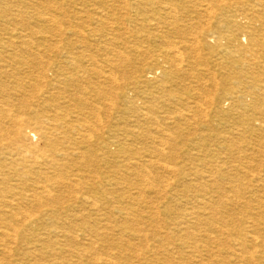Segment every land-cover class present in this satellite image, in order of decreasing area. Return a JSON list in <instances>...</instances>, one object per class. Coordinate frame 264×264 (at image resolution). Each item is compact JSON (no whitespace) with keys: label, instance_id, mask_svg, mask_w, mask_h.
Segmentation results:
<instances>
[{"label":"rangeland","instance_id":"374dc122","mask_svg":"<svg viewBox=\"0 0 264 264\" xmlns=\"http://www.w3.org/2000/svg\"><path fill=\"white\" fill-rule=\"evenodd\" d=\"M175 1L181 5L176 11L177 14L172 8L164 12L155 9L154 14L146 11L129 12L123 8L124 5H122L121 0H20L22 3L20 7L25 12H34L36 8L41 11L43 10L42 13L53 12L56 9H60L55 11L56 15H58V26H65V29L70 28L72 30L80 28L85 33H88L94 28L98 29L99 23H96V18L102 11H104V13L108 12L111 15L116 14L114 15L115 18L120 16L128 17L125 15H130L129 17H131V20L129 23L125 22L123 25L107 22V26L104 30L105 34H103V36H106L108 39L113 33H115L114 35H118V41L113 47H110V45L105 46V39L103 37L102 39L99 33H97L95 37L89 38L91 44H93V41L101 42L98 45V48L92 47L88 49L85 48L82 42L76 39L75 36L72 37L71 34H69V37L65 36L62 40L56 38L50 40V35L44 33H37V35L34 36L31 35V29L37 31L45 28L48 30L53 24L45 25L43 23H37L35 20L31 19V21L27 17H24V21H21V18H18L16 21H8L7 23L2 18L0 19V52L5 50L3 47L5 45L4 43H7L10 37L15 38L19 34H22L25 36L23 42L26 43L28 47L31 45L29 49L33 52H43L44 50L60 56L67 55L68 53L76 55L85 52V55L94 57L98 62H96L94 66L88 65V63L83 66L88 67V69L94 68L96 71H101V73H107L109 71L108 60L109 58L110 60H115V54L118 52H123V55L130 57L131 59L137 56L138 52L143 51L153 52L154 55L161 56L159 57L160 65L163 68L156 72L157 77L152 76L153 82L151 83H154V85L150 88L143 86L137 93L131 94L135 101L131 108L129 107V104L125 103L124 99L118 98L117 92L119 93L118 88L120 86L123 87L124 84L125 91L129 89L130 86L133 87L131 84L134 83L135 76H133L134 71L131 70H134V67L139 64L138 62H140L142 57L140 58L137 56L139 59L136 58L134 64L127 63L125 69L117 74L120 86L117 84V87L113 85L112 87L107 88L110 92L107 93V97L104 98L105 100H102V103L103 101L105 102L103 103L102 108H100L101 105H99L100 109L97 111L98 118L101 119L98 124V137H105L106 139L111 136H116V140L120 139L119 141H121L122 145H126L122 150L120 147L111 148V152L107 154L105 159L100 162L98 166L91 168L89 171H92V173L96 171V174L93 175L97 178L96 182H98L99 185H102L104 191L112 188L110 186V181L108 182V180H113L111 182L112 184H119L118 186H115L118 190L117 196L119 194L124 197L129 195V190L122 183L127 176L126 170L124 169V166L126 165L124 163L125 159L135 155L137 159L148 161L151 156L150 153L153 151L151 142L154 138L151 137H159V135H156L155 133V136H150L149 132H154L156 127L170 129L172 137H169L167 134H162L163 136L161 137V139L168 142L164 144L165 147L163 146V159L168 163V166H170L169 168H166L155 164V168H151V173L153 178H155V185L159 187L161 186L160 190L164 183L165 185L173 184L175 190L169 192L174 194L173 196H175V200L177 199L176 201L174 199L171 200V198L169 199L171 196L170 193L166 196L164 193H161L159 196L151 189H146V198L147 200L149 198V201L152 202L153 208L149 209L144 206L145 204L139 208L137 206L136 209L139 210L140 217H144L140 220H138L135 215L129 216L124 214V211L122 212L121 209L118 208L124 207L127 200H112L108 204H105V202L102 201L101 204L111 207V209L108 208L106 211L100 212V214L91 215L90 222H96L98 228L101 229L108 226L111 231H103L102 229L101 233L104 234V238L101 239L102 241H98V244H94L92 248L91 246L84 245L85 242H82L79 239L70 241L71 236L80 235L82 233L79 227H71L69 229V241L57 239L55 236H47L46 228L53 229V227H59L60 220H50L49 218L44 219L41 225L36 226L34 224V226L27 229V231L24 232L22 230L14 243L7 241V243L4 242L3 244L0 240V263L91 264L90 262H94L98 257V259L102 260H105L106 258L112 261L114 260L115 262H120L119 264H264V138H262L264 137V115L261 114L258 116V121L252 122L253 126L256 128H262L261 132L255 134L247 133L245 137L239 135L241 130L244 128L248 129V125L244 123L246 118L244 116H253V112H257V110L260 111L261 109V113L264 114V101H261L259 105L257 104L250 107L249 104H247V106L246 104L239 105L232 103L229 97H227L226 99H222L219 103L204 104L202 105L203 108L200 105L194 104L196 102L195 98L204 92H215V88H212L211 86L212 83L207 82V79L211 77V74H213L214 77L216 76L215 79L221 85L219 92L223 87L225 89H230V87L233 88L236 83V80L233 78L234 75L231 77L232 70L230 68L236 66L234 60H239L241 54H239L237 47L234 45H231L226 41L217 40L230 33L226 26H224V23L219 21L221 15L219 11V13H216L217 16L215 15L217 19H211L208 21L212 26L208 27L209 32L207 35L208 37H215L216 40L213 39L212 41L211 39V41H207L206 43L204 40L200 41L198 45L196 44V51L198 52H196V56L184 53V57L182 58L184 61L182 60L183 62L180 64L181 66H179V71L175 72L172 69L171 73L169 72L167 75L163 74L161 70H164L169 66L161 64V61L163 60L162 56H164L168 50H175L176 48L174 49V46L182 48L183 44L180 43V40L177 38L172 27L167 28L162 24L157 25L155 20H159V15L164 16L166 14L165 12L171 13L169 17L178 15V26L186 28L189 23L187 18L190 17L188 15H191L196 11H198L201 16L205 13L202 8L195 6L196 2H201L202 0ZM241 2H244V0H231L229 3L233 4V7L230 9V13L232 15L243 13L244 18L247 19L243 22L247 21V25L250 24L255 30L261 31L264 28V19H253L250 8L242 7L240 4ZM32 5H34V9H32ZM29 7L31 8L30 10L28 9ZM134 18L137 20L136 23L140 26L135 25V22L133 23V21H135ZM152 18L155 19L153 22L150 23L148 21L141 25L142 19L147 21ZM23 25H28L29 27L27 28L30 30L25 27L23 28ZM15 29L18 31H15ZM4 31H7V33ZM165 32L169 35L168 40L162 37ZM125 41L127 43H124ZM14 42L15 47L21 44L20 40ZM169 44L172 47H169ZM242 44L246 45V42H242ZM257 50L258 54H260L259 61L262 63H260L259 66L257 64L253 66V69L256 68L252 71L254 74L259 73V71L264 69V67H262L264 66V40H262V46L258 47ZM27 55L29 54L27 53ZM151 62H153V59L149 60V63ZM143 63L146 64L147 62ZM188 63H190V65L193 64L192 67H190L192 69L190 71H183L189 68L187 67ZM52 64L58 65L57 61H53ZM79 64L81 65V63ZM239 76L244 80V73ZM19 77L22 78V80H20L21 83H19L21 86L19 87L15 84L13 79H11L12 82L10 79L7 82V84H9V88H7L9 90V100L14 103H20L24 98H29L28 96L31 97L32 95H37L39 98L41 93L39 94L38 91H32L25 86V84L28 83V79L23 75H19ZM122 77L125 78L124 82L121 80ZM99 80L102 81V77ZM203 84L206 86V90L201 89ZM109 85L110 84L106 86L108 87ZM78 86H80L79 83ZM103 86L106 87L105 85ZM112 92L115 93L113 94ZM52 93L55 94L54 91H52ZM75 93L79 92L70 88L69 90L64 91V93L62 91L63 95H58V98L69 97V95H75ZM79 95L81 94L79 93ZM81 96L83 98H90V94ZM3 97V93L0 91V101H3ZM63 102V99L59 100V106L62 107L61 109H63L64 106ZM47 103L49 110L54 108V105L57 104L56 102L55 104L51 102V104L49 102ZM107 103H113V106L111 107L109 105V107L107 106ZM40 106L44 105L41 104ZM149 106L153 108L152 111L149 110ZM33 107L36 109L35 106ZM219 107L222 108V111ZM108 109H110V112ZM132 109H135L139 113L133 114ZM184 109H189V114H191V110H202V115H198L199 118L196 122L192 121L189 124V122H184L179 119L178 112L181 110L183 111ZM24 112L28 114L29 108ZM12 115H16V112H12ZM205 115L208 119H204L207 118ZM1 117L4 118L5 116ZM125 118L126 120H124ZM108 119H110V121ZM145 119L146 122L142 123ZM154 119H158L159 124L152 122ZM129 129L133 132L138 130L136 132L137 136L134 138L127 137L125 131ZM74 137L77 138L76 136ZM13 139V136H9L4 139V142L8 143L9 141H13ZM95 139L96 138H94V140ZM29 142L31 144H36L37 139L29 136ZM256 142L259 143L257 144ZM102 153L99 152V155L102 156ZM132 162L135 163V160H131V163ZM19 163L20 162H17L11 170H8L7 174H10L11 176V173H14L16 168L20 169ZM133 163L129 164V166L133 167L132 170H135L136 167ZM76 169L77 168L74 170ZM49 172L54 173L52 170H49ZM71 173L72 171L70 169L61 171V174L64 176H69ZM134 184L135 182L133 181V185ZM135 187L137 186L135 185L132 189ZM133 191L135 190H131V193H134ZM150 197L152 199H150ZM62 201V206L59 208H67L68 206L75 205L73 198L64 199ZM118 201L120 204L117 203ZM178 201L181 202L179 203ZM31 204L32 205L29 204V207H33L34 209L35 205L33 203ZM197 205L201 206L199 207ZM205 206H213V208L212 210H209ZM234 207L235 209L232 210ZM119 212L120 214H118ZM150 213L153 214V218L151 219L153 221L149 220ZM154 213H156V215ZM38 214L39 212L36 216H38ZM206 219L213 220L214 228L217 229V227H219V230L222 232L224 231L222 237L220 235L216 236L215 234H212L211 227L207 225V221H205ZM32 220L30 219L29 221ZM148 220L150 223L147 222ZM137 223H139L141 228ZM150 224L153 226L158 225L165 227L167 229H176L172 234L167 233L164 230L158 231L160 233L159 235H161L160 237H166V239L169 240L164 246H175V250L172 251L171 249V251L164 253L158 249L160 245L155 241L151 240L144 243L139 240L135 241V239L130 240L129 237H127L136 230L147 228ZM254 225L257 226L256 231L258 232L252 230L254 229ZM229 228H231L230 231ZM208 229L210 230L208 231ZM204 230H206L205 233ZM164 232L166 235L163 234ZM208 232L210 233L209 235ZM108 237H110V241ZM245 238L247 240H245ZM105 239H107V241H105ZM75 244H77V246ZM7 246L8 248L11 247V253H5V248ZM86 248L88 249L85 250ZM95 248L98 251H96ZM165 248H169V246ZM222 249L224 251H222ZM82 253L87 256H84ZM91 254H95V256H91Z\"/></svg>","mask_w":264,"mask_h":264},{"label":"bare ground","instance_id":"6f19581e","mask_svg":"<svg viewBox=\"0 0 264 264\" xmlns=\"http://www.w3.org/2000/svg\"><path fill=\"white\" fill-rule=\"evenodd\" d=\"M121 1H122V5H124L123 8H125V10L129 12L146 11L148 13L151 12L152 14H154L155 9H158V11L160 12L162 11L164 12L172 8L173 11H175L176 13L178 7H181V5L177 3L175 0H129V1L121 0ZM230 1L231 0H202L201 2H196L195 6L202 8L205 11V13L204 15L201 16L200 13L196 11L193 14L188 15L190 17L189 18L186 17L189 21L186 28H181L178 26V20H179L178 15L169 17L171 13H167V12H165L166 14L164 16L159 15L160 18L159 20H155L154 18L147 21L143 19L141 20V25L142 23L144 24V22L146 23L149 21L151 23L155 20L157 25L162 24L167 28L172 27L174 33L177 35V38L180 40V43L183 44L182 48L179 47L180 48L179 49L176 46H174L173 48L174 49L176 48L175 50H171V51L168 50L165 53V55L162 56L163 60L161 61V64L168 65L169 67L161 71L163 72L164 75H167L169 74V72L170 73L172 72V69L175 72L179 71V66H181L180 64L184 61L182 59L184 57V53L196 56V52H197L196 46L200 41L204 40L206 43L207 41H211V39L212 41L213 39L216 40L215 37H208L207 35V33L209 32L208 27L212 26L208 21H210L211 19H217L215 15L217 16L216 13L218 11L220 12L221 15L219 21L224 23V26H226V28L230 31V33L229 35L226 34V36H223L221 39H217V40L226 41L227 43L234 45L235 47H237L239 54H241L239 60H234V63L237 67L233 66L230 68L232 70L231 77L234 75L233 78L236 80V83L233 88L230 87V89L229 88L225 89L223 87V89L220 90L219 92L221 85L215 79L216 76L214 77V75L211 74V77L207 79L208 80L207 82L212 83L211 86L212 88H215V92H204L203 94L199 95L197 98H195L196 102L193 101L195 102L194 103L195 105L202 106L204 104H215L221 102L222 99H226L227 97H229L232 103H236L239 105L249 104L250 107H253L254 105L257 104L259 105L261 101H264V69L259 71V73H256L257 75L252 72L253 70L256 69L255 67H254L255 69H253V66H255L256 64L259 66L260 63H262L261 61H259L260 54H258L257 48L262 46V40H264V28L261 31L259 30L257 31L255 30L254 27L250 26V24L247 25V21L243 22L244 20H247L246 18H244L243 13L240 14L238 12L239 13L238 15H232L230 13V9L233 7V4L229 3ZM21 4L22 3L20 2V0H0V19L2 18L7 23L8 21H13V20L16 21L18 20V18H21V21H24L23 20L24 17H27L29 20L31 19L35 20V22L37 23H43L45 25L53 24L52 27L50 26L51 28H49L48 30L45 28H43L44 30L41 29L37 31L32 29L30 30L29 28H27L29 27L28 25L25 26L23 25V28L25 27L28 30H30L32 36L37 35V33L49 34L51 37L50 40L54 38L62 40L65 36L69 37V34H71L72 37L75 36V38L78 39L80 42H82L83 46H85V48L88 49L92 47L98 48V45L101 43L99 41L97 42L93 41V44H91V40H89V38L95 37L97 33L100 34L101 38L103 37L105 39V43H106L105 46L110 45V47L111 46L113 47L118 41L117 38L118 35H114L115 33H113L111 34L112 35L111 37L108 36L109 37L108 39L106 36H103V34H105L104 30L107 26V22H112V24L114 23V24L123 25V23L125 22L129 23V21L131 20V17H129L130 15H125L128 17L120 16L115 18L114 15L116 14L111 15L108 12L104 13V11H102L96 18V23H99L98 29L94 28L90 30L88 33H85L80 28L79 29L75 28L72 30L70 28L65 29L64 28L65 26L64 27L60 25L58 26L57 25L58 15H56L55 11H58L60 9H56L53 12L42 13L43 10L41 11L40 9L36 8L34 12L30 13V12H25L20 7ZM240 4L244 8L245 7L250 8L253 19L254 18L262 19V20L264 19V0H244V2H241ZM33 6L34 5H32V9L35 8ZM23 7H28V6H23ZM28 9L30 10L31 8L29 7ZM136 21L137 20L135 19L133 23L135 22V25L140 26L139 24L136 23ZM15 31L18 30L15 29ZM4 32L7 33V31ZM167 32H165L164 35L162 36L166 40L169 39V35H168L169 32L168 33ZM23 39H25V36L22 34H19L15 38L10 37L9 41L7 43H4L5 45L3 47L5 50L0 52V91L3 93L4 96L3 101H0V240L1 242H3V244L4 242L7 243V241L14 243V241H16L17 236H19L22 230L25 232L27 231V229L32 228L34 224L36 226L41 225L44 219L49 218L50 220L59 219L60 223H59V227H53V229L46 228L47 236H55V238L57 239L60 240L64 239L65 241H69V237H70L68 236L69 229L71 227H79L82 233L80 235L71 236L70 241L72 240L75 241L79 239L82 242H85L84 245L91 246L92 248L94 244H98L97 242L102 241L101 239L104 238V234L101 233L102 229L103 231H111V229L108 226L107 227L103 226L104 228L101 229L98 228V224H96V222L93 223L90 222L91 215H97L98 213L100 214V212L106 211L108 208L111 209V207L104 206L103 204H101L102 201L105 202V204H108L112 200L125 199V201L127 200L126 205L124 207H118V208H120L122 212L124 211V214L129 216L135 215V217L138 220H140L141 218L143 219L144 217H140L139 210L136 209L137 206L139 208L140 206L145 204L144 206H146L147 208L149 209L153 208L152 202L149 201V198L148 200L146 198L147 197L146 189H151L157 195L164 193L165 196L168 193H170L169 191L175 190L173 184L165 185V183L163 184V187L160 190L161 186L159 187L155 185V178H153L151 173V168H155L156 165L162 167L164 166L166 168H169L170 166V165L168 166V163H166V161L163 159L164 147H165L164 144L168 142L161 139V137L163 136L162 134H167L169 137H172V133L170 132V129H161V127L160 128L156 127V130H154V132L151 133L149 132L150 136H155L154 135L155 133L156 135H159V137H151L154 138L151 142L153 151L152 153H150L151 156L149 157L148 161L137 159L135 155L130 156L128 159L126 158L124 161V163L126 164L124 166V169L126 170L127 176L124 178L122 183L129 190V195L124 197L119 194L117 196L118 190L115 186H118L119 184L118 183L112 184L111 182L113 180H108V182L110 181V186L112 188L110 190L104 191L102 185L101 184L99 185L98 182H96L97 178L93 175L96 174V171H94L93 173L92 171H89L91 168H95L96 166H98L99 163L105 159L107 154L111 152V148L120 147V149L122 150L126 145V144L122 145L121 141H119L120 139L116 140L117 138L116 136H111L106 139L105 137L104 138L98 137L99 136L98 124L101 119L98 118L97 111L100 108H102L103 103H105L104 101L102 103V100L105 97H107V93L110 92V90H108L107 88L119 84L117 74L125 69L127 63L134 64V61L137 58V56L140 58L142 57L141 60L147 63L144 64L140 60L141 64L140 62H138L139 64L134 67V70H131L134 71L133 76H135V81L133 84H131L133 85V87L130 86V88L125 91V84L123 85L124 88L120 86V84L118 85L120 86L118 88L119 93L117 92L118 98L124 99L125 103L129 104V107L131 108L135 103L131 94L137 93L139 89H141L143 86L150 88L154 85V83H151L153 82L152 81L153 77L155 76L157 77L156 72L159 71L161 68H163L160 65L159 57L161 56L154 55L153 52L143 51V52H138L137 53L138 55L136 54L137 56L131 59L130 57L123 55L122 54L123 52L122 53L118 52L115 54L117 60L116 59L110 60V58L108 60L109 71L107 73H101V71L99 70L96 71L94 68L88 69V67L83 66L86 63H88V65L94 66L96 62H98L94 57L85 55V52L76 55L72 53H68L67 55L64 56L55 55L53 54V52L51 54L50 51L48 52L44 50L43 52H39V51L33 52L31 49H29L31 45L30 47H28L26 43L23 42ZM16 40H20L21 44L15 47L14 41ZM242 42H246V45L242 44ZM124 43L127 42L125 41ZM169 47L172 46L169 44ZM27 53L29 55H27ZM152 59L153 62L149 63V60ZM53 61L55 62L57 61L58 65H53L52 64ZM79 63H81V65ZM192 65L188 63L187 67L190 68L192 67ZM189 68L185 70H183L184 69L183 68L182 70L190 71L192 68L190 69ZM243 73H244L243 76L244 80L242 79V77L239 76L240 74ZM19 75H23L26 79H28V83L25 84L27 88L31 89L32 91H36V92L38 91L39 94L41 93L39 98L37 97V95H32L31 97L28 96L29 98L27 99L24 98L23 100H21L20 103H14L13 101L9 100L10 98L9 90L7 89L9 88L8 86L9 84H7V82L9 81V79L10 81L11 79H13L18 87L21 86V84L19 83H21L20 80H22V78H20ZM101 77H102V81L99 80ZM121 80H123L124 82L125 78L122 77ZM78 83L80 84V86H78ZM108 84L110 85L107 87L106 85ZM103 85H105L106 87H104ZM70 88H73L74 90L78 91L81 95L90 94V98H83L81 95H79V93H75V95H69V97H61L63 95L62 91L64 93V91L69 90ZM201 89L206 90L207 88L203 84V87L201 86ZM52 91H54L55 94H53ZM58 95H61L59 96L61 98H58ZM61 99H63L64 101L63 109H61L62 107L59 106V100ZM47 102L49 103L51 102L54 104L56 102L57 106L54 105L55 107L49 110V108L47 107L48 105ZM41 104H43L45 107L40 106ZM112 104L113 103L111 104L107 103V106L110 105L112 107L113 106ZM99 105H101V107ZM33 106H35L36 109ZM28 108H29V112L27 114L24 111ZM220 109L222 111V108ZM134 110L135 109H132L133 114L139 113L136 110L135 111ZM149 110L152 111L153 108L149 106ZM108 111L110 112V109H108ZM183 111L181 110L180 112H178L179 119L183 120L184 122H189V124L192 121L196 122L199 116L202 115L201 112L202 110L200 111L191 110V114L188 113L189 109H184ZM261 111L262 109L260 111L257 110V112H253V116L250 117L244 116L246 117L244 123L248 125V129L244 128L243 130L240 131V133L238 132L240 136L245 137L247 133L255 134L262 131L261 127L256 128L252 124L253 121L259 120L258 116H260L261 114L264 115L263 113H261ZM12 112L13 113L16 112V115H12ZM204 112L207 113L206 111ZM1 116L3 117L5 116V117L2 118ZM204 119H208V117ZM108 120L110 121V119ZM124 120H126V118ZM145 122L146 119L142 123ZM152 122L159 124L158 119H154ZM136 132H133L132 130L129 129L125 131V135L127 137L134 138L137 136ZM9 136H13L14 138L13 141H9L10 143L4 142V139L8 138ZM29 136L36 138L37 143L31 144L29 142ZM74 136H76L77 138H75ZM94 138L96 139L98 138L97 139L98 141L96 139L94 140ZM256 143L258 144L259 142ZM99 152L101 153L103 152L102 156L99 155ZM131 160H135V163H133L134 161L132 162L133 165L136 167V169L134 168L135 170H132L133 167L129 166V164H132ZM17 162H20L19 163L20 169L16 168L15 172L11 173V176L10 174L8 175L7 174L8 170H11V168ZM75 168L77 169L74 170ZM67 169H70L72 171V173L69 176H64L63 174H61L62 170H67ZM49 170H52L54 173L49 172ZM133 181L135 182L134 185H133ZM135 185L137 187L132 189V187H134ZM131 190H135L136 192L133 191L134 193H131ZM170 195L171 196L169 197V199L171 198V200H173L175 198V196H173L174 194L170 193ZM70 198L74 199L75 205L68 206L67 208H59L62 206L61 205L62 200L70 199ZM150 199L152 198L150 197ZM178 202L180 203L181 201ZM31 203L35 205L34 208L35 210L33 209V207H29V204L32 205ZM117 203H119V201ZM206 208L212 210L213 206L212 207L207 206ZM234 209L235 207L232 210ZM38 212L39 214L38 216H36ZM118 214H120V212ZM154 214L156 215V213ZM152 218H153V214L150 213L149 220L153 221L151 220ZM30 219L33 220L29 221ZM149 220L147 222H149ZM205 221H207V225L211 227L212 234H215L216 236L220 235L222 237L224 231L222 232L221 230H219V227H217V229L214 228L213 220L206 219ZM137 224L140 227L139 223ZM256 228L257 226L254 225V229L252 230L258 232L256 231ZM230 229L231 228H229V231ZM162 230L172 234L176 229H171V228L167 229L165 227H161L158 225L153 226L150 224L148 225L147 228L136 230L133 233H131L130 236L127 237H129L130 240L135 239V241L139 240L140 242H144V243H147L151 240L155 241L160 245L158 249L163 251L164 253L171 251V249L172 251L175 250V246H170V245L164 246L165 243L167 244L169 240L166 239V237H160L161 235H159L160 233L158 231H162ZM209 230L210 229H208V231ZM205 231L206 230H204V233ZM165 232L163 234H165ZM209 234L210 233L208 232V235ZM109 238L110 237H108V239ZM245 240L247 239L245 238ZM105 241H107V239H105ZM27 243L30 244L29 242ZM75 245L77 246V244ZM168 246L169 248H165ZM243 248L246 249L245 247ZM10 249L11 247L8 248L7 246L5 248V253L7 254L11 253L12 251ZM87 249L88 248H86L85 250ZM96 251L98 250L96 249ZM222 251L224 250L222 249ZM92 255L93 254H91V256ZM93 256H95V254ZM90 263L119 264L120 262H115L114 260L112 261L106 258L105 260H102V259H98L97 257V259H95L94 262H90ZM0 264H4V263L2 262ZM5 264H10V263L6 262Z\"/></svg>","mask_w":264,"mask_h":264}]
</instances>
